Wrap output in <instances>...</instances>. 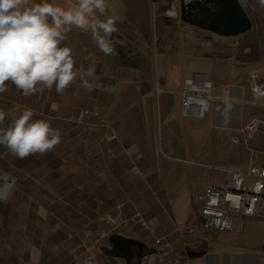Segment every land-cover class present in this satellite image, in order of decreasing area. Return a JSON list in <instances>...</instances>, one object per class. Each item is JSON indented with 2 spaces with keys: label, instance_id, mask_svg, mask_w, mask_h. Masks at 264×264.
Wrapping results in <instances>:
<instances>
[{
  "label": "crops",
  "instance_id": "crops-1",
  "mask_svg": "<svg viewBox=\"0 0 264 264\" xmlns=\"http://www.w3.org/2000/svg\"><path fill=\"white\" fill-rule=\"evenodd\" d=\"M55 2L67 8L76 0ZM124 2L127 7V0H106V14L127 18ZM110 39V55L97 48L90 30L73 29L64 42L77 67L96 68L92 92L77 81L62 95L53 87L26 97L11 83L0 93L4 127L31 108L35 119L49 120L61 132L60 144L44 155L18 159L7 148L0 152V193L10 184L0 195V264H69L74 253L93 244L104 214H116L119 204L124 219L141 213L146 227L130 225L122 234L144 242V256L157 264H264V246L248 241L264 234V219L248 218L240 231H204L197 221L198 201L194 214L186 199L170 198L177 179L187 180L194 171L210 175L248 166L247 148L239 159L221 143L251 119L264 117L251 105L226 98L253 102L256 95L231 78L213 80L202 67L214 60L194 61L186 53L183 58L158 53L155 71L145 75L122 63L117 36ZM191 76L211 80L222 99L206 118L189 116L181 106L182 82ZM250 146L255 148V140ZM195 157L203 171L183 164ZM223 178L209 179L197 195ZM188 250L201 254L190 257ZM102 255L103 262L122 263L121 257Z\"/></svg>",
  "mask_w": 264,
  "mask_h": 264
},
{
  "label": "rangeland",
  "instance_id": "rangeland-1",
  "mask_svg": "<svg viewBox=\"0 0 264 264\" xmlns=\"http://www.w3.org/2000/svg\"><path fill=\"white\" fill-rule=\"evenodd\" d=\"M239 1L251 18L252 27L237 35L222 36L196 24L198 21L212 17V13L219 9L216 4L208 3L200 9L193 6L197 4L196 0H187L191 11L188 12L189 10L186 9L188 21H185L181 18L182 0H127L128 5L124 7V2L123 9L126 10L128 17L118 22V31L114 33L118 38L122 63L137 67L145 75H149L156 69L158 53L181 58L186 53L192 56L194 61L208 58L214 61L206 67L203 66L202 70H205L209 77L218 81L231 78L241 87L247 84L251 93L253 77L258 76L264 80V8L260 7L258 0ZM254 98L256 100L253 102H250L251 99L248 97H234L229 101L226 98V101L251 105L259 116L264 117V98L257 95ZM237 108L238 105L235 111ZM262 122L263 125L254 138L256 150L254 158L256 163L264 165V121ZM221 147L232 152L231 155L239 159L243 154V147L248 149L243 143H233L232 135H225ZM197 159L195 157L190 163L183 164H192L203 171L205 166L197 163ZM3 164L7 168V160ZM214 176L219 180L224 175L218 171L210 172V175L194 171L187 180L184 178L177 179L178 182L175 180L178 188L176 192L170 194L171 200L186 199L195 214L198 189L209 179L211 181ZM127 228L122 226L113 233L122 234ZM248 241L251 245L262 248L264 234L250 235ZM99 246L102 254L111 256L112 243L109 238L103 239ZM102 254L99 253L103 258ZM120 260L122 263L126 261L122 258Z\"/></svg>",
  "mask_w": 264,
  "mask_h": 264
},
{
  "label": "clouds",
  "instance_id": "clouds-1",
  "mask_svg": "<svg viewBox=\"0 0 264 264\" xmlns=\"http://www.w3.org/2000/svg\"><path fill=\"white\" fill-rule=\"evenodd\" d=\"M258 4L264 8V0ZM119 21L118 15L106 14V0H76L67 8L55 0H0V93L11 83L26 97L53 87L62 95L77 81L92 92L96 68L76 66L73 49L64 43L67 34L90 30L97 48L110 55ZM34 116L25 108L4 127L6 113L0 111V145L18 159L47 154L61 142L60 130Z\"/></svg>",
  "mask_w": 264,
  "mask_h": 264
},
{
  "label": "built area",
  "instance_id": "built-area-1",
  "mask_svg": "<svg viewBox=\"0 0 264 264\" xmlns=\"http://www.w3.org/2000/svg\"><path fill=\"white\" fill-rule=\"evenodd\" d=\"M159 90V89H158ZM253 94L264 98V80L253 77L251 85ZM181 106L184 112L195 118H206L214 101L221 100L215 94L213 82L209 79L186 77L180 90ZM232 99L231 97L227 100ZM94 113L89 110L83 112ZM263 125L262 120L253 118L242 127L234 130L232 142L247 145L250 152L249 164L245 169L223 168L224 178L219 184H209L197 195V221L204 231H230L243 229L248 218L264 219V165L255 162V148L250 143L257 136ZM264 134V132H263ZM116 214L108 212L104 216V227L96 235L94 242L84 253H74L69 264H124L106 263L100 259L98 247L103 239L120 227L146 223L139 212L123 219L122 204L118 205ZM187 229H192L188 226ZM166 246L168 244L166 243ZM142 264H157L143 256Z\"/></svg>",
  "mask_w": 264,
  "mask_h": 264
},
{
  "label": "water",
  "instance_id": "water-1",
  "mask_svg": "<svg viewBox=\"0 0 264 264\" xmlns=\"http://www.w3.org/2000/svg\"><path fill=\"white\" fill-rule=\"evenodd\" d=\"M210 3L219 6V9L215 15V20L218 22L221 19H224V26L221 27L219 24L217 26H211L207 28L206 25H204L201 21H198L196 24L201 28L209 29L222 36L237 35L251 29V18L248 16L246 9L243 7L239 0H211ZM181 18L185 21H188L186 17L184 0H182ZM6 148V146L1 145L0 152L4 151V149ZM9 186L10 184H7L6 187H4L2 193H0L1 197H4ZM109 240L112 243L110 254L115 257H121L125 259L127 264H133V247L138 246L140 249V253L138 256L137 264H142V258L144 256V254H142V251L145 247L144 242L129 236L122 235L120 233L111 234ZM186 254L192 257L200 255L201 252L196 250H188L186 251Z\"/></svg>",
  "mask_w": 264,
  "mask_h": 264
},
{
  "label": "flooded vegetation",
  "instance_id": "flooded-vegetation-1",
  "mask_svg": "<svg viewBox=\"0 0 264 264\" xmlns=\"http://www.w3.org/2000/svg\"><path fill=\"white\" fill-rule=\"evenodd\" d=\"M190 11L191 10H189L188 12H190ZM217 11L218 10H216L215 12L212 13V17H209V18L205 19L204 21H201L204 25H206L207 28L211 27V26H217L219 24H220L221 27L224 26V19H221L218 22L215 20V15H216ZM188 12H186V13H188ZM133 253H134V255H133L132 262H133V264H137L138 263V256H139V253H140V249H139L138 246H134L133 247ZM142 254H145V249L142 251Z\"/></svg>",
  "mask_w": 264,
  "mask_h": 264
},
{
  "label": "bare ground",
  "instance_id": "bare-ground-1",
  "mask_svg": "<svg viewBox=\"0 0 264 264\" xmlns=\"http://www.w3.org/2000/svg\"><path fill=\"white\" fill-rule=\"evenodd\" d=\"M196 1H197V4H196V5H193V6H194V7H195V6H196V7H199L200 9H202L206 4H208V3L211 2V0H200V1L196 0ZM184 6H185V11H186V9H187V11L191 9V6L188 5L187 0L184 1ZM193 6H192V7H193ZM187 11H186V12H187Z\"/></svg>",
  "mask_w": 264,
  "mask_h": 264
}]
</instances>
